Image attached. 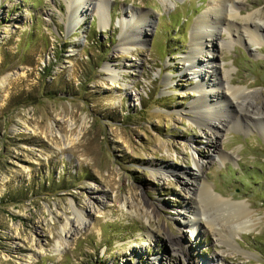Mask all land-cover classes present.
<instances>
[{
  "label": "rangeland",
  "instance_id": "1",
  "mask_svg": "<svg viewBox=\"0 0 264 264\" xmlns=\"http://www.w3.org/2000/svg\"><path fill=\"white\" fill-rule=\"evenodd\" d=\"M68 1L0 0V264H264V0L233 1L235 28L217 24L195 47L197 78L184 60L193 26L221 0H104L103 11ZM197 79L232 113L217 142L213 106L206 124L191 107ZM225 83L262 104L251 110L260 123L223 105L222 88L235 102ZM191 172L229 202L205 205ZM231 201L248 227L229 244ZM188 204L212 227L190 228ZM77 209L84 226L56 251Z\"/></svg>",
  "mask_w": 264,
  "mask_h": 264
},
{
  "label": "bare ground",
  "instance_id": "2",
  "mask_svg": "<svg viewBox=\"0 0 264 264\" xmlns=\"http://www.w3.org/2000/svg\"><path fill=\"white\" fill-rule=\"evenodd\" d=\"M99 1L100 2H98L95 7L97 9L103 11V9H104V0H99ZM224 1H228V2L231 3L228 8H225V5H226L227 2L225 3ZM233 1L234 0H221V4H219L218 6L216 5V7H214L213 9H211L209 11L210 14L212 13L211 15H209L208 13H204L201 16H199V18L197 17V19L195 20V24L193 26V36H192V45L193 46L190 48L189 55L186 56L184 58V60H186L189 63V67L193 68V72L192 73L194 74L193 76H195L196 78L198 77V73H199V71L196 68L198 66H204V65L202 64V62L201 63L199 62L198 57L195 55L196 52H199V51H197V49H195V47H198V49H203L204 47H206L205 37L203 38V36L218 34L217 24H218V26L222 24V25H224V27H223L224 30L231 31L230 29L233 28L234 26H232V24L229 21L228 17H233L236 14V12H231V7L233 6ZM77 2H80V6L86 7L84 5V0H69L68 3H67V6L70 8L71 6L79 5V4H76ZM95 3L96 2H94V4ZM72 12H74V18L72 19L71 22H76L80 15H79L78 11L75 10V9H73ZM141 18L142 17L140 15L138 19H141ZM100 20H101V23H104V19H102V17H100ZM128 21L129 20L124 19V20H122L120 22V24L122 23V25L124 26V24H127ZM142 21L144 23L146 22V20H142ZM247 23L248 22L246 21L244 24L247 25ZM256 23L257 22H254V25H253L254 28L252 27L255 30V33H256L255 36H257V32L256 31L258 29L257 28L258 24H256ZM122 25H121V27H122ZM247 26H244L242 29L244 31L248 32V33H252L251 31H248L249 29H248ZM243 30L241 32H243ZM142 32L145 33V30H143ZM252 35H254V34H252ZM211 39H213V38H211ZM209 42H211V40H209ZM215 45H218V42H216ZM209 49L212 50L211 47ZM105 69H110V68L105 67ZM204 69H205V73L209 74V78H210V76L211 77L212 76L215 77V74L217 72H219L217 74H219V75L221 74V75H223V77L225 76L224 73H221L219 71L220 70V65L219 64L215 68V70H218L215 73H213L211 70L208 72V66L207 65H205ZM219 80L221 81V78H219ZM225 82L227 83L229 81L228 80L226 81V79H225ZM196 84H197V87H199V89H201V91L198 94V96L195 98V101H193L191 107L195 108V111H196V113L198 115V117H197L198 122L200 124H206V123L202 122L203 119L201 120V118L203 116L202 108L204 107V108L207 109V106H213V107H211L210 112L213 113V116H214L213 118L215 120L214 124L217 125V129H215V131H213L211 133V136H213V139L216 140V142H217L218 140H220V136H218V134L220 132V129H222V128H224V129L227 128L228 129L230 123L233 124V121L230 120V118H229V120L227 119V121H226L227 123H223L224 120H225L223 117L228 118L229 116H231L232 113H227L225 111L224 106H223L224 109H221V108L217 107L216 104H214V102H212V100H208V98H207L208 97L207 96L208 91L206 90V84H204L200 79H197V83ZM220 84L223 85L222 81L219 82V84H217V85H220ZM226 89L229 92V94L231 95V98L234 99L235 102L229 100L228 96H226V94L224 93L223 88L217 94L220 95L221 98L219 100H222L223 105H225L227 107H228V105H231V106H233V109L237 110L236 113L233 114L234 117L235 118L239 117L238 119H239L240 123L245 122L247 119H251L253 122L254 121L259 122L258 112L256 110L254 112H252L251 110L253 108L252 106H257L256 109H260L262 107V104L255 105L252 100H250L249 102L246 101V97H249V99H251L252 96L250 97V94L248 92H246L241 87H238V88L231 87V86H229V83H228V84H226ZM239 98H240V100H238ZM233 109H232V111H233ZM223 112H225V113L223 114ZM256 114H257V118L254 119V116ZM207 118H209V117H207ZM242 120H244V121H242ZM260 124L264 125V123H260ZM211 136H209V137H211ZM216 142L213 141L212 150L213 149L214 150L218 149ZM218 155H220V156L222 155L223 156L222 153H220ZM194 164H195V166L197 168V172H195V171L194 172L198 174L202 164L199 161L195 160V159H194ZM195 173L191 172V175L200 180V182L198 184L199 185L198 190L199 191L201 190L199 196H201V201H203V199H202V196H203L204 203L206 202L205 205H208V204L211 205L212 202L220 203V200H223V202L225 201V203L229 202V200L221 198L220 195L213 194V190L210 189L209 184L206 183V181H204L203 177H200V178L197 177L195 175ZM194 177L192 179L189 178L191 180L190 184L193 185V186H194V183L196 181V179ZM192 194L193 193H191L189 195L192 197ZM192 198H194V197H192ZM190 202H192V200ZM231 205H232L231 206V210H230L231 215L228 218L230 220L229 224L230 225L233 224V225H231L229 227L230 231H227L226 234L224 235V241H226L229 244H232V242H233L232 233L234 232V228L235 227H237V229L238 228L247 229V227H248L247 224H246L247 220H245V217L248 214V209L245 206V204H243L241 202H233V201H231ZM186 207H188L190 212H191V214H193V218L189 219V221H190L189 227L190 228L191 227L196 228L197 229V231H196L197 234H198L199 231L204 229V227H205L204 225L205 224H207L210 227H212L211 224L214 223L213 220H212L213 216L211 215V217H209V215L207 213V211H208L207 209L202 207L201 209L198 210V208L195 206V209L193 210L192 209L193 207H191V205L186 206ZM75 211H76V214H77V217H76L77 220L74 217V219L76 220V223L72 225V222L70 221V217L66 216V219H65L64 223L61 225V228H60L61 229V235H60L61 239H58L56 241V244H57L55 246V250L56 251L60 250L64 246V244L66 243V237L68 235L67 233H70L71 231H76L81 226H84V223L86 221L84 213L81 210H78V209L75 210ZM71 225L73 226V228H71ZM186 225H188V223H186ZM214 228L217 230L216 231L217 234L223 235L222 231L220 230V228L213 227V229ZM172 243L173 242L171 241V244ZM188 259H189V261L192 264H194V262H195V264H198V262H199V260L194 259V257L192 259L191 258H188ZM192 260H194V261H192ZM214 260L218 261V262H213ZM212 262H213V264H219L221 262V259L218 256H214V259L212 260Z\"/></svg>",
  "mask_w": 264,
  "mask_h": 264
}]
</instances>
